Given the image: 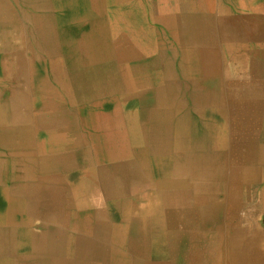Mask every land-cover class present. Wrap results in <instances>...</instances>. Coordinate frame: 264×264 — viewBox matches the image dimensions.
<instances>
[{
  "label": "bare ground",
  "instance_id": "bare-ground-1",
  "mask_svg": "<svg viewBox=\"0 0 264 264\" xmlns=\"http://www.w3.org/2000/svg\"><path fill=\"white\" fill-rule=\"evenodd\" d=\"M13 1L16 3L13 9L0 1L1 47L15 52V64L28 63L31 59L23 57L22 52H28L32 37L35 40L36 37L39 39L45 36L52 40L58 33L45 18L34 16L33 21L31 20L32 14L48 16L49 13L41 12L44 9L42 3L33 2L35 0ZM79 1L85 3V0ZM87 1L93 6L97 19L89 27L88 32L92 37L84 36L79 41V48L84 56L81 66L85 69L81 76L82 79H88L86 83H92L90 81L96 80L94 71L89 72L94 69L93 64H106L108 67L101 65L104 68L99 77L103 79L98 82L108 80L112 85L109 89L105 86L97 88L96 94L90 84L82 85L81 101L71 104V107L80 106L86 112L81 122L78 123V119L72 121L71 131L65 135H50L45 139L41 137L43 141L39 146L32 140L34 135L29 136L23 148L19 147L17 153H11L25 159L37 154L39 161H55L56 165L40 167L41 171L47 170L53 176L59 167L69 165L72 171L89 178L98 175V165H102L104 175L108 173L138 179L146 194L155 189V184L148 182L155 177L164 181L159 191H179L170 199H167L169 196L159 195V203H147L148 211H157L161 205H181L185 200L189 201L191 191L198 198V204L210 202L209 198L221 193H258L263 199L258 200L259 204L252 213L264 210V0H238L234 5H228V0H223L220 4L215 0H179L177 4L173 0H167L168 4H160L161 6L155 0ZM117 3L118 9L115 7L116 11H111L109 7ZM132 8L135 12L131 11ZM201 15L205 18V24L197 28L190 20L181 24L175 22L176 18L185 20ZM148 20L168 28L169 31H162L169 37L181 32L187 38L178 40L177 47L188 54L187 61L184 62H189L194 67L190 70L194 85L190 87L191 90L186 88V93L180 85L173 86L174 74L170 59L160 57L161 44L157 34L159 28L148 24ZM191 29L194 31L192 35ZM198 33L202 35V41L205 40L202 46L197 43ZM215 34L221 36L223 69L220 55H213L215 46L211 37ZM142 39L145 40L144 43L139 42ZM191 39L195 41L191 42ZM187 42L191 46L194 44V47H189ZM174 46H177L175 42ZM242 50L257 54L254 58H250L247 53L237 54ZM153 54L158 55L160 60L156 62L151 57ZM207 54L210 69L197 70L195 67L204 56L206 59ZM54 56L56 55L50 56L52 62H55ZM258 57L261 59H257ZM78 58L75 56L74 62ZM153 63L165 65L167 69L165 67L163 72L158 71L152 77L144 75L142 81L132 80L134 77L127 71L128 68H134L136 76H141L142 69L148 71L149 65ZM213 65L216 68H212ZM153 77L157 81L156 86L153 85L156 84ZM179 93L181 97L178 96ZM97 94L111 97L97 103L93 101V95ZM132 99L141 105L130 110L128 115L131 118L128 119L123 107L126 112L129 111L126 103L131 105ZM139 112L147 116L146 124L141 120L139 122ZM64 118L60 126L67 128L70 126L69 121L67 117ZM20 121L24 125L20 130L29 133V122L26 125L25 118ZM78 127L83 129L79 139L76 133ZM86 129L103 134L101 138L104 142L98 150L94 149V139L99 136L87 133ZM77 159L81 160L80 165L73 163ZM22 174L25 175V172ZM54 182L57 181L50 182L51 191ZM109 187L106 185L105 189L108 190ZM112 188L117 189L116 186ZM69 189L71 188H66V191ZM174 197L175 202L172 200ZM229 208L237 210L233 205H229ZM56 252L58 251L50 246L49 256L52 257L45 263L36 261L33 264H91L88 259L81 262L61 261ZM34 258H37L36 255Z\"/></svg>",
  "mask_w": 264,
  "mask_h": 264
},
{
  "label": "crops",
  "instance_id": "crops-1",
  "mask_svg": "<svg viewBox=\"0 0 264 264\" xmlns=\"http://www.w3.org/2000/svg\"><path fill=\"white\" fill-rule=\"evenodd\" d=\"M0 1H4L11 9L16 4L13 0ZM173 1L176 4L180 2ZM33 2L42 3L44 9L41 12L49 14H32L31 20L33 21L34 16L45 18L47 22H51L58 34L52 40L51 37L45 36L39 39L36 37L35 40L32 37L27 55L22 52V56L30 58L31 61L21 64L14 63L15 52L1 47L0 37V264H33L36 261L45 263L52 257L49 256L50 246L58 251L56 253L61 261L81 262L88 259L91 264H264V222L259 221L264 217V210L252 213L259 204L258 200L263 199L258 193H221L209 198L210 202L198 204V198L191 191L189 201L185 200L181 205H161L157 211H148L147 203H159V195L169 196L167 199H170L179 191H159L164 181L155 177L148 180L149 183L155 184V189L146 194L141 188L142 182L138 179L108 173L104 175L102 165H98V175L89 178L80 172L76 173L74 169L72 171L69 165L59 167L53 176L47 170L41 171L40 167L56 165L55 161H39L37 154L31 155L37 157L36 159H25L11 153L16 152L19 147L23 148L29 136L34 135L32 140L39 146L44 137L65 135L71 131L72 121L78 119V123L81 122L86 112H83L80 106L71 107V104L81 101L82 85L90 84L94 94L97 88L105 86L109 89L112 85L108 80L98 82L103 79L99 77L104 68L101 65L106 64L95 63L94 69L86 68L89 72L94 71L96 80L90 81L92 83H86L88 79H82L81 76L85 69L81 66L84 56L79 48V41L84 36H91L89 27L97 19L93 6L87 0L84 4L79 0ZM154 2L159 6L168 4L167 0ZM215 2L220 4L223 0ZM237 2L238 0H228L227 4L234 5ZM115 7L118 9V3L109 8L114 12ZM131 11L135 9L132 8ZM187 20L194 23L195 28L205 24L203 15L185 20L176 18L175 22L181 24ZM157 31L161 44L160 57L170 59V67L173 68V86L180 85L186 93L185 89L191 90L190 87L194 85L190 72L194 67L190 66L189 62H184L187 61L188 54L177 48L178 40L185 36L177 32L173 37H169L166 32L159 29ZM192 34L194 31L191 29ZM218 36L213 35L211 40L215 46L213 55H220L221 59V36ZM196 37L198 45L202 46L205 42L202 41V35L198 33ZM194 41L191 39V42ZM139 42L144 43L145 40ZM174 42L177 46H174ZM188 45L194 47V44ZM245 53L247 51L242 50L237 54ZM52 55H56L53 57L55 62L50 58ZM247 55L254 58L250 53ZM75 56L79 58L74 62ZM151 57L156 62L160 60L156 54ZM209 60L207 54L206 59L204 56L195 68L200 71L209 70ZM165 67L167 69L165 65L153 63L147 69L150 72L142 69L141 76H136L134 68H128L127 71L134 77L132 80L142 81V76H155L158 71L163 72ZM221 67L223 69V58ZM212 68L216 67L213 65ZM152 79L155 80V77ZM153 85L156 86L157 81ZM110 95H93V101L98 103L99 100H109ZM178 96L181 97V94ZM227 96L230 98L229 93ZM132 101L131 105L126 103V106L129 105L126 109L129 111L126 112L123 107L128 119L131 118L128 115L130 110L141 105L134 99ZM64 117L69 121L70 126L67 128L60 126L63 119L65 120ZM24 118L26 125L29 122L27 130L31 134L20 130L24 128L20 119ZM137 118L139 122L141 120L143 124L147 123L145 114L139 112ZM57 122L58 124H55ZM29 127L33 129L30 130ZM77 129L79 139L83 129ZM88 129L86 132L94 135L95 131ZM73 161L78 165L81 163L80 159ZM24 172L25 175L22 174ZM51 180L57 181L52 185V191L49 188ZM106 185L110 186L108 190L111 192L105 189ZM113 186L117 189L114 190ZM66 188L71 189L66 191ZM174 199L175 197L172 199L175 202ZM229 205L236 206L237 210L229 208ZM35 255L38 259L34 258ZM87 255L89 257H86Z\"/></svg>",
  "mask_w": 264,
  "mask_h": 264
},
{
  "label": "rangeland",
  "instance_id": "rangeland-1",
  "mask_svg": "<svg viewBox=\"0 0 264 264\" xmlns=\"http://www.w3.org/2000/svg\"><path fill=\"white\" fill-rule=\"evenodd\" d=\"M255 1V0H254ZM135 12V11H134ZM14 16L15 17H17V14L16 13H14ZM148 24H150L151 26H153V27H155V28H159V29H161V30H164L165 29V31L167 32V31H169V29L168 28H165V26H163L162 24H158V23H154L153 21H151V20H148ZM161 27H160V26ZM1 29V28H0ZM0 37H1V34H0ZM252 54V56L253 57H255V54H257L256 52H253V53H251ZM251 58V57H250ZM154 82H155V80H154ZM156 83V82H155ZM97 113V112H96ZM95 134L97 135V136H99V137H97V138H95L94 139V142H95V146H94V149H95V151L96 150H98L100 147H101V145L103 144V139L101 138V135H103L102 133H97V132H95ZM96 137V136H95ZM259 221H262V222H264V217L263 218H260L259 219Z\"/></svg>",
  "mask_w": 264,
  "mask_h": 264
}]
</instances>
